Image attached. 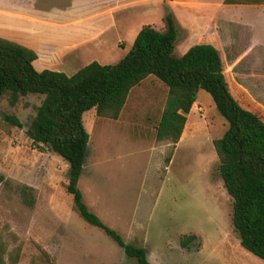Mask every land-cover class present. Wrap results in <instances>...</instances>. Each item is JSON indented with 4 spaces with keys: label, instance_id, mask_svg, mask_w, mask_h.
<instances>
[{
    "label": "rangeland",
    "instance_id": "374dc122",
    "mask_svg": "<svg viewBox=\"0 0 264 264\" xmlns=\"http://www.w3.org/2000/svg\"><path fill=\"white\" fill-rule=\"evenodd\" d=\"M28 2L56 8L60 20L59 12L71 5V0ZM125 2L105 34L111 44L94 52V62L113 65L122 58L130 48L128 29L148 25L162 31L168 9L177 31L174 55L198 43L215 47L230 93L264 121V5L135 0L125 8ZM106 4L113 2L100 5ZM119 34L126 44L116 42ZM72 63L59 72L71 76L90 61ZM165 97L166 87L147 76L131 88L116 120L96 117L93 109L81 115L88 136L76 184L82 202L124 243L142 247L148 264H264L232 232L231 200L212 146L226 128L224 120L199 90L178 144L156 141ZM41 100V95L0 97V236L10 248L20 244L16 264H137L77 216L65 192L66 162L30 145L25 130ZM189 235L194 238L182 248L180 239Z\"/></svg>",
    "mask_w": 264,
    "mask_h": 264
},
{
    "label": "trees",
    "instance_id": "16d2710c",
    "mask_svg": "<svg viewBox=\"0 0 264 264\" xmlns=\"http://www.w3.org/2000/svg\"><path fill=\"white\" fill-rule=\"evenodd\" d=\"M170 1V0H164ZM224 5H264V0H222ZM176 24L170 10L163 30L140 27L126 54L113 65L90 62L71 76L32 67L35 54L0 38V97L41 95L25 135L39 151H49L67 164L65 192L87 225L103 232L123 254L137 264H148L142 247L124 243L82 202L77 180L87 153V133L81 115L94 110L96 117L116 120L131 88L147 76L166 87V97L155 126L156 141L176 144L199 90L207 93L226 128L212 141L217 173L231 200L230 223L239 246L264 262V121L244 108L229 90L220 52L206 43L190 46L175 56ZM11 124L20 123L11 118ZM15 238L14 235H10ZM193 235L180 239L186 247ZM20 244L13 247L0 236V264H16Z\"/></svg>",
    "mask_w": 264,
    "mask_h": 264
},
{
    "label": "crops",
    "instance_id": "0c3cea01",
    "mask_svg": "<svg viewBox=\"0 0 264 264\" xmlns=\"http://www.w3.org/2000/svg\"><path fill=\"white\" fill-rule=\"evenodd\" d=\"M108 1L71 0V5L59 12L60 20L56 18V8L37 9L28 0H0V38L31 50L35 54L31 64L36 72H59L84 57L93 62L94 52L99 53L111 44L105 34L115 24L114 13L124 8L121 0H111L113 5H100ZM134 1L126 0L125 8ZM139 29H128L127 47L131 46ZM121 36H117L118 44L124 41ZM186 130L185 119L179 139Z\"/></svg>",
    "mask_w": 264,
    "mask_h": 264
}]
</instances>
